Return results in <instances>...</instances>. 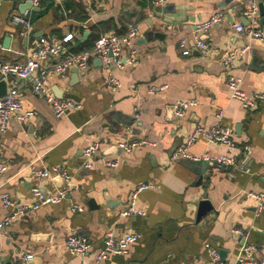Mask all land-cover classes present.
Instances as JSON below:
<instances>
[{"label": "crops", "instance_id": "1", "mask_svg": "<svg viewBox=\"0 0 264 264\" xmlns=\"http://www.w3.org/2000/svg\"><path fill=\"white\" fill-rule=\"evenodd\" d=\"M251 1L166 0L157 7L155 0H110L105 4L41 0L39 9H32L29 15L31 27L25 30L13 25L12 18L21 14L27 0H0V63L26 61L42 37L55 41L74 34L71 48L89 32L80 47L86 43L92 47L102 34H124L130 25L140 30L135 41L136 62L123 68L112 66L122 85L119 89L106 85L98 58L92 59L86 71L75 73L72 67L62 75L53 70L61 57L43 63L50 72L51 94L82 104L62 118L54 115L44 97L35 95L32 78L0 73L2 90L16 91L24 105L36 112L24 123L11 117L7 132H0V152L10 167L0 174V221L8 214L2 194L33 203L34 187L50 193L64 186L57 178L39 179L36 171L64 166L80 187L61 203L43 206L15 222L9 236L0 232V264H20L22 253L35 255L31 264H95L110 230L119 236L134 232L140 239L127 254L98 264H214L207 244L224 251L229 264H237L248 245L256 248L255 259H264V212L257 214L256 203L249 196L250 192H264V100L253 110H245L227 88L233 76L241 79L248 94H264V41H252V54L229 68L220 61L221 52L249 43L234 24L242 23ZM255 1L259 16L246 18L249 25L263 28L260 4L264 6V0ZM219 12L225 20L206 38L220 52L203 54L194 47V26ZM7 37L11 39L8 47L4 44ZM182 40L191 47V55L181 53ZM180 99L198 101L183 119L172 110ZM217 124L233 129L236 151L212 145L204 136L188 145L197 126L210 129ZM133 140L153 145L130 153L109 152ZM94 141L101 143L102 150L94 167L84 170L83 149ZM177 142L175 152L186 148L191 157L234 153L237 165L221 169L212 164L200 175L201 168L194 161L172 158ZM115 157H119V165L106 166L105 161ZM144 182L154 184L138 196L137 207L144 214L121 218L119 212ZM204 199L213 210L198 218ZM75 205L84 211H73ZM73 230L90 238L92 248L86 256H73L66 248Z\"/></svg>", "mask_w": 264, "mask_h": 264}, {"label": "built area", "instance_id": "2", "mask_svg": "<svg viewBox=\"0 0 264 264\" xmlns=\"http://www.w3.org/2000/svg\"><path fill=\"white\" fill-rule=\"evenodd\" d=\"M65 0H53L54 3L62 4ZM87 4L98 3L105 4L110 0H82ZM199 1V0H191ZM166 0H155L154 5L162 6ZM33 7H39L41 0H27ZM250 9H248L244 16L251 18V20L259 16V10L255 0L250 2ZM31 9H26L24 13L16 14L12 18V23L15 26H22L25 30L31 27L29 15ZM225 20L223 13H215L206 21L197 23L194 26V47L203 54L211 52H220V50L203 40L212 28L221 24ZM237 32L248 37L249 43L236 47L230 50L221 52L220 61L224 67L229 68L237 60L249 57L252 52V41H264V27L258 28L252 25L245 26L243 23L234 24ZM140 30L137 25H130L124 34H102L100 35L93 46L89 49L81 51L70 50V44L74 39V34H68L62 39L49 41L42 37L39 40L38 46L32 50L24 62H4L0 63V73L5 77H12L18 79H33V89L37 96L44 97L52 108L54 115L57 118L66 116L69 112L79 110L82 104L72 99H59L54 97L49 89V70L43 66V63L49 59H56L61 57L54 65V72L62 75L72 67L81 71H86L92 59L98 58L101 60L102 67L105 72V83L112 90L121 88L120 81L114 76L112 66L123 68L127 64H133L137 60L138 51L135 46V41L139 37ZM180 50L184 56H189L192 53L191 47L187 45L186 40L180 43ZM125 51L127 54L125 55ZM63 53H65L63 55ZM36 73V75H35ZM227 88L231 97L237 100L243 109L253 110L257 107L259 101L264 100V94L254 93L248 94L241 87V79L236 77H229L227 81ZM154 92V88L150 90ZM198 105L196 99H180L174 105V113L178 119H183L188 110ZM36 112L33 108L24 105L18 98L16 91H10L6 96L0 98V132L5 133L9 127V119L13 117L17 121L24 123L35 116ZM222 116V115H219ZM199 136L207 138L212 145H225L231 152L236 151V145L233 141V129L220 124L213 126L210 129H205L202 126H197L188 142V145L195 141ZM153 145L146 140H133L130 142L120 143L123 152L130 153L135 149L145 146ZM102 150V145L98 141L90 142L83 149L82 153V168L90 170L95 165V159ZM218 155L216 157L205 155L203 157H191L187 154L186 148H180L173 153L172 158L177 160L180 158L190 159L194 162L202 160L212 161L219 168H230L237 165V156L234 153ZM108 167H117L119 165V157L107 159L105 161ZM10 167L3 158L0 152V174L4 175L9 171ZM39 179L57 178L63 182V187L54 192L46 193L39 187H34L32 193L34 195L33 203H25L14 199L9 193H4L1 196L3 208L8 212L0 221V232L5 236H9V228L20 220L32 216L41 207L47 205H56L66 200L69 194L73 191L79 190V185L75 182L72 173L64 166H53L50 169L39 170L35 172ZM154 187L153 183H140L133 191L131 199L127 205L119 212L121 218H129L134 215H142L144 211L137 207V200L140 193ZM249 196L256 203L257 214L264 212V192L255 193L250 192ZM73 211L83 212L84 208L78 205L73 206ZM242 232V231H239ZM140 235L134 232H127L122 236L110 230L106 233L103 245L97 253L96 263L108 260L112 256L127 254L131 245L137 243ZM65 246L73 256H86L92 248L90 238L81 232L73 230L66 239ZM206 249L210 258L215 264H229L223 258L219 250L207 244ZM256 248L253 245H248L243 248L242 254L237 259V264H264V259L257 260L253 253ZM35 259L33 253H22L20 264H31Z\"/></svg>", "mask_w": 264, "mask_h": 264}, {"label": "water", "instance_id": "3", "mask_svg": "<svg viewBox=\"0 0 264 264\" xmlns=\"http://www.w3.org/2000/svg\"><path fill=\"white\" fill-rule=\"evenodd\" d=\"M233 1H234V0H226V3L229 4V3L233 2ZM31 8H32L34 11H37V10L39 9V8L33 7L31 3H25L24 5H22V7L20 8V10H21V13H24V11H25L26 9H31ZM260 11H261V15L263 16V23H264V6H263L262 3L260 4ZM241 22H242L244 25H246V26H248L249 23H250L249 20H248L246 17H242V18H241ZM88 33H89V32H86L85 35H84V38H83L81 41H79L78 43H76L73 47H71L70 50H74V49L80 47L82 44H84L85 41L87 40V35H88ZM156 36H158V35L156 34ZM203 40L207 41L206 35L203 36ZM10 41H11L10 37H7V38L5 39L4 44H5L6 47L9 46ZM64 54H65V53H63V55H64ZM98 61H99L100 65H101V64H102V63H101V60L98 59ZM73 71H74L75 73H77L78 69H77V68H74ZM76 75H77V74H76ZM2 87H3V85L0 84V98L6 96V95L8 94V92H5V91L2 90ZM172 110L174 111V106H172ZM178 147H179V142H177L176 147L174 148V150L172 151V153H174L175 150H176ZM119 151H120V154H121V152H122L121 147H120V146H114V147H112V150H110L109 152H110V153H116V154H118ZM109 152H108V153H109ZM212 164H214L212 161H205V160H202V161H200V162H195V163L193 162V165H195L196 167L201 168V172L199 173L200 175H201V174L204 175L205 170H207V168L209 167V165H212ZM89 204H90V205L92 206V208H93L94 201H93V200H90ZM211 210H213V207H212L211 203L208 201V199H204L203 201L200 202L198 218H202V216L205 214V212H208V211H211ZM220 253H221V255H222V258L225 260V252H224V251H221ZM8 264H10V263H8ZM214 264H215V263H214Z\"/></svg>", "mask_w": 264, "mask_h": 264}, {"label": "trees", "instance_id": "4", "mask_svg": "<svg viewBox=\"0 0 264 264\" xmlns=\"http://www.w3.org/2000/svg\"><path fill=\"white\" fill-rule=\"evenodd\" d=\"M91 45L89 43H86L85 45H83L82 47H79L75 50H72V51H81V50H84V49H87V48H90Z\"/></svg>", "mask_w": 264, "mask_h": 264}]
</instances>
